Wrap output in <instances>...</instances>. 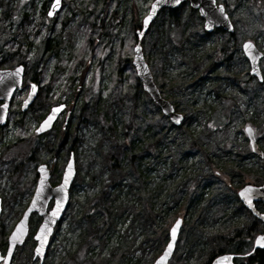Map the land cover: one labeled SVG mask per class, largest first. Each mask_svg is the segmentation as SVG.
Segmentation results:
<instances>
[{"label":"rangeland","instance_id":"374dc122","mask_svg":"<svg viewBox=\"0 0 264 264\" xmlns=\"http://www.w3.org/2000/svg\"><path fill=\"white\" fill-rule=\"evenodd\" d=\"M151 1L138 0L133 14L113 3L103 18L95 15L105 0H63L62 11L47 18L52 0H0L3 11L16 10V19L24 17L22 11L35 18L34 35L25 38L31 51H10L0 57V68L21 62L31 67L34 53H41L47 40L50 46L43 54L48 71L35 102L23 119L21 113L12 114L0 130L1 229L9 233L31 199L39 164L48 165L53 185L71 154L76 165L68 206L43 264H92L95 254L110 264H152L159 254L153 258L155 247L144 242L141 219L128 212L130 205L156 213L158 234L159 228L169 231L177 217L190 223L201 211L207 216L206 231L247 221L236 208L237 191L246 184L244 174L264 176V156L251 151L244 131L248 125L254 128L264 153V56L259 80L250 73L242 43L252 40L264 54V0H217L227 7L232 33H207L189 2L158 13L142 39L143 52L163 97L184 116L180 125L163 114L130 70L135 41L129 52L127 30L134 35L135 18L141 22ZM89 15L90 27L82 19ZM72 46L76 62L69 57ZM223 48L226 56L219 53ZM65 61L77 67L74 76L62 71ZM24 92L15 94V102ZM57 103L66 109L38 135L35 128ZM39 223V216L31 217V233ZM12 264H39L31 241L17 250Z\"/></svg>","mask_w":264,"mask_h":264},{"label":"water","instance_id":"95a60500","mask_svg":"<svg viewBox=\"0 0 264 264\" xmlns=\"http://www.w3.org/2000/svg\"><path fill=\"white\" fill-rule=\"evenodd\" d=\"M186 1H189L193 8L198 9L200 16L204 19V29L207 33H212L216 28L228 32L234 30L233 23L226 11V6L218 3L217 0H153L151 2L148 13L142 19L141 27L135 31L137 41L133 48L132 63L136 69L137 76L142 83L143 89L149 94L153 102L159 106L163 114L168 116L175 125H180L184 116L176 111L174 105L168 99L162 96L145 59L141 41L147 34L150 24L162 9H174ZM61 5L62 0H53L48 15L53 17L60 11ZM145 21H147V23H145ZM242 50L250 63V73L261 80L262 73L260 69V61L263 57V52L258 49L252 40H245L242 44ZM24 69L25 67L23 64H19L14 68L0 69V101H3L0 104V125H4L7 122L10 100L15 90L17 88H22ZM33 85H35V90H33ZM37 91L38 86L32 84L27 98L22 103L21 108L23 111H26L34 102L37 96ZM65 108L66 105L64 103L52 106L46 117L39 124L36 132L41 134L50 130ZM245 132L249 139L252 152L259 156H263L264 153L257 143L254 129L251 126H246ZM75 174L76 167L73 154L70 155L63 169L60 183L57 185H52L50 183L51 175L49 167L46 164L38 166V180L35 192L27 209L24 211L22 217L17 222L9 236V246L6 255L3 257L0 252V262L3 260V263L1 264H10L16 246H19L24 242L29 230V218L33 212H37L42 216V221L34 235L37 242L34 248V256L39 258L40 264L43 263L48 251L50 238L54 233V228L62 219L63 213L67 207L69 201V189L74 180ZM246 189L247 191H245ZM238 196L242 204L264 222V183L260 185L245 184L239 189ZM51 200H53V206L51 209L47 210ZM33 201H35V204H33ZM256 202H261L263 204L262 211H259L255 207ZM54 209L56 210L55 212L53 211ZM177 221H179V224H177ZM182 223L183 219L178 217L172 224L169 230V240L161 254L152 264H169L176 247ZM41 226H43V228ZM14 233H16V237L18 238H14ZM260 237H264V233L259 234L256 237V242L264 247V240L258 242V238ZM169 244H171L170 248ZM5 257L7 258L6 261L3 259ZM211 264H234L233 256L220 255L216 257Z\"/></svg>","mask_w":264,"mask_h":264},{"label":"trees","instance_id":"16d2710c","mask_svg":"<svg viewBox=\"0 0 264 264\" xmlns=\"http://www.w3.org/2000/svg\"><path fill=\"white\" fill-rule=\"evenodd\" d=\"M115 3V6H117V10L120 5H123V9L127 10L129 13L133 14L135 10L138 9V0H124L122 4H119L117 0H105V4L103 9L95 15V17H99L100 13H102V17H105V14L108 13L111 6ZM23 7H19V10L17 12L18 17L20 16L21 9ZM15 12L9 13L7 11H3L0 8V57L6 58L7 54L12 50H17L21 53L30 52L31 51V44H28L25 41V38L34 35V24L32 22L35 18L28 15L27 11L25 12V15L23 18L18 20L15 17ZM46 15V14H45ZM113 17L117 18V14L112 13ZM88 17V18H87ZM92 16H85L82 19H85V24L89 25L88 21H91ZM41 19V23L44 24V20ZM81 19V20H82ZM81 24V23H80ZM78 23V27L80 26ZM139 21L137 18H135L134 28H137L139 26ZM22 25H25L24 31H20V27ZM46 29V28H45ZM129 34H131L129 41L127 43V49L130 52V44H133L135 41V36L132 34V31L127 30ZM101 33V27L99 28L97 35ZM112 40V39H111ZM119 39H116V42H118ZM107 42H109V38H107ZM123 42V40L119 41ZM120 43V44H121ZM118 43V45L120 46ZM98 44H96L97 46ZM134 45V44H133ZM131 45V52L132 47ZM48 40L44 44V48L41 53L35 52L34 57L32 59V65L31 67H40L42 69L41 72H43L44 75H47L48 68V59L43 57V54L45 51H48ZM93 49V47H92ZM114 53L118 52L116 49V46L113 47ZM224 52L223 56H226L227 50L225 48L220 49V52ZM128 53V52H127ZM75 51L73 49V46L70 48V56L74 60ZM219 59L221 58L218 56ZM70 58V59H71ZM76 62V60H74ZM26 64L25 62H22ZM62 67V71L69 70L71 71L72 75H75L76 68L74 67V63H72L71 66L67 64V61L65 63L60 64ZM88 66H86L84 69H82L83 77L82 80L84 81V77L86 74V69ZM130 70L132 72V76L136 78V72L134 67L130 65ZM118 73H116V76ZM118 80H120L119 77H117ZM71 78L69 77V80ZM72 81V80H71ZM70 81H67L66 84H68ZM111 164H115L114 160H111ZM113 175V174H112ZM247 178V181H245ZM244 183H252V184H261L264 182V176H260L259 174L255 173H246L243 175ZM101 197V200H104L105 202H108V197ZM99 200L94 199L92 201L97 203ZM92 206H88V209ZM105 208H108L105 206ZM236 208L239 210V212H242L243 214L247 215V221L240 226H230L228 228H221L220 231L214 232V231H206L204 230L202 223L206 219V215L204 212H199L191 217L190 223H187V221L183 222V226L178 238V242L176 245L175 252L170 260V264H211V262L220 255H234V264H264V247H257L254 250L253 244L254 239L257 233H260L264 230L263 223L254 217L239 201ZM87 209V214L88 213ZM128 212L131 214H134L135 217H139L142 222V232L146 235V239L144 242L146 244H149V247H155V253L153 255V258L161 253L163 250L166 241L168 240V228H164L159 232V234L156 232V229H154V219L156 217V213L154 211L150 210L149 212H145L144 210H139L137 206L130 205L127 206ZM186 211V206L184 208ZM145 217H142V215ZM108 217V215H107ZM172 220V219H171ZM106 221V219H105ZM172 222V221H171ZM168 226V225H167ZM158 230V229H157ZM256 230V231H254ZM258 231V232H257ZM153 232V233H152ZM159 235V236H158ZM157 242V243H156ZM86 246H88L89 250H92V245L90 243H86ZM90 258L91 256L88 255ZM92 264H110V261L106 258H103L101 254H95L92 257ZM152 260V259H151Z\"/></svg>","mask_w":264,"mask_h":264},{"label":"flooded vegetation","instance_id":"af4514ba","mask_svg":"<svg viewBox=\"0 0 264 264\" xmlns=\"http://www.w3.org/2000/svg\"><path fill=\"white\" fill-rule=\"evenodd\" d=\"M25 65H26V66H25V69H24L22 88L20 89V90H22L23 88H25V92H24V94H23L20 98L17 99L16 102H15V98H14V96H15V94L19 93L20 90H17L16 92H14L13 97H12V99H11V101H10V106H9V113H8L7 122H6L4 125H0V130H1V129H2V130H5L6 125H7L8 122H9V118H10V121H12V120H11V115H12V114H16V116H17L19 113H21V114H22V115H21L22 119L27 115V114H25V112L28 111V109L31 107V105L35 102L36 99L34 100V102L29 106V108H28L26 111H22V108H21V105H22L23 100L26 98V96H27V94H28V92H29L30 87H31L32 84H36V85L38 86V91H37V96H38V92H39L40 89H41V85H40L39 83H40L41 81H45V77H46V75H44L43 72H41L42 69H41L40 67H28L27 64H25ZM36 74H37V75H36ZM39 81H40V82H39ZM36 98H37V97H36ZM2 102H3V101H0V104H1ZM39 123H40V122H39ZM38 125H39V124H38ZM38 125H37V127H38ZM37 127L35 128V132H36ZM36 133H37V132H36ZM43 133H45V132H43ZM43 133H41V134H43ZM37 134H38V133H37ZM38 135H40V134H38ZM37 179H38V170H37V172H36V177H35V180H34V182H35V187H36ZM34 190H35V188H34ZM33 193H34V191H33ZM31 197H32V196H31ZM29 202H30V200H29ZM29 202H28V204H29ZM28 204H27L26 207L22 210V212H21V214L19 215L18 219L16 220L15 224H16L17 221L21 218V216H22L23 212L25 211V209L27 208ZM36 215L40 217V222H41L42 217H41L37 212H33V213L31 214V216H30V218H29V221H30V219H31L32 216H36ZM0 216H1V215H0ZM0 219H1V217H0ZM15 224H14L13 227L11 228L10 232H11L12 229L14 228ZM39 224H40V223H39ZM10 232L7 233L5 230H2V229H1V222H0V251H1V254H5V253H6V250H7L8 245H9V240H8V238H9V234H10ZM34 235H35V233H31V231H30V227H29L28 235L26 236V238H25V240H24L22 246H24V245L27 243V241H31V243H32V250H34V247L36 246V240H35V238H34ZM20 247H21V246H17V247H16V249H15V253H14L13 257H12L11 264L13 263V258H14V256H15L17 250H18ZM257 247H259V246L255 244V245L253 246V249H252V250H254V249L257 248ZM33 258H34V257H33ZM34 259H35V258H34ZM233 263H234V257H233Z\"/></svg>","mask_w":264,"mask_h":264},{"label":"snow or ice","instance_id":"6c2138e0","mask_svg":"<svg viewBox=\"0 0 264 264\" xmlns=\"http://www.w3.org/2000/svg\"><path fill=\"white\" fill-rule=\"evenodd\" d=\"M155 7V6H154ZM51 14V13H50ZM145 23H147V21H145ZM33 90H35V85H33ZM249 131H250V129H249ZM245 191H247V189L245 190ZM243 194V193H242ZM33 204H35V201H33ZM54 212L56 211L55 209L53 210ZM177 224H179V221H177ZM42 228H43V226H41ZM13 236H14V238H18V237H16V233H14L13 234ZM37 238H39V237H37ZM260 240H264V237H260V238H258V242L260 241ZM171 247V244H169V248ZM39 250V249H38ZM3 259H5V261L7 260V258L5 257V258H3Z\"/></svg>","mask_w":264,"mask_h":264}]
</instances>
